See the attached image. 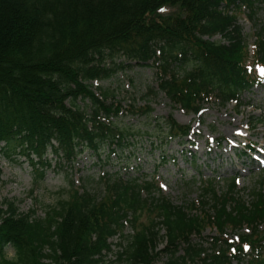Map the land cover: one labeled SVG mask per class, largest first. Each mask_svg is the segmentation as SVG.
I'll list each match as a JSON object with an SVG mask.
<instances>
[{
  "label": "trees",
  "instance_id": "trees-1",
  "mask_svg": "<svg viewBox=\"0 0 264 264\" xmlns=\"http://www.w3.org/2000/svg\"><path fill=\"white\" fill-rule=\"evenodd\" d=\"M258 4L264 0H0V152L43 166L47 152L67 163L85 149L134 155L142 135L118 125L121 99L93 84L131 62L157 63L158 89L183 110L197 114L212 97L240 106L244 92L264 83L254 68L264 67V26L249 54L237 17L247 9L253 19ZM125 108L137 114L135 103ZM158 124L168 133L155 149L190 130L171 116ZM263 182L246 190L232 176L222 191L208 182L197 201L173 204L153 193L151 180L106 173L102 194L70 189L42 216L3 199L0 264H105L113 251L125 264H264ZM207 228L215 234L204 240Z\"/></svg>",
  "mask_w": 264,
  "mask_h": 264
},
{
  "label": "rangeland",
  "instance_id": "rangeland-1",
  "mask_svg": "<svg viewBox=\"0 0 264 264\" xmlns=\"http://www.w3.org/2000/svg\"><path fill=\"white\" fill-rule=\"evenodd\" d=\"M172 10V7H165L161 11L169 13ZM243 10L238 13V23L251 54L254 31L264 26V4H258L253 19L248 18L247 9ZM219 38V35L213 37ZM250 60L249 57L248 64ZM115 61L129 62L121 56L116 57ZM149 63L140 65L131 62V65L118 70L110 78L93 81L94 86L98 84L107 88L115 99H121L123 109L117 117L118 125L132 127L142 135L134 145V155L128 156L127 150L114 155L108 153L107 148L97 155L85 149L77 154L75 160L67 163L59 155L47 152L45 161L48 164L43 166L34 157L33 161L21 154L7 158L0 152V201L12 200L19 211L26 212L33 208L37 215L42 216L48 205L66 198L70 189L85 186L90 191L96 190L102 194L98 181L106 173L151 180L160 190L153 193L164 195L173 204L197 201L203 185L208 182L222 191L227 179L232 176L237 177L238 187L252 189L264 176V167L247 157L242 147L252 141L255 149L260 152L264 150V83L244 92L240 106L233 101L221 103L212 97L196 114L174 105L158 89L157 63ZM130 102L137 106V114L124 109ZM144 105L149 106L146 114L142 113ZM170 116L177 123L189 125V134L164 138L165 142L159 140L155 149L153 144L157 136L160 139L168 133L165 125L163 128L159 126L158 120ZM216 142L220 147L216 146ZM254 154L264 163V154L259 155L257 151ZM38 171L43 173L41 177ZM148 219L145 212L139 221L146 223ZM125 232H131L129 226ZM214 234V230L207 228L202 238L205 240ZM117 241L118 238L113 237V243ZM163 244L159 247L162 248ZM116 248V245L113 246L114 250ZM5 252L8 257L14 254L11 247H7ZM105 264L125 263L117 261L113 251Z\"/></svg>",
  "mask_w": 264,
  "mask_h": 264
}]
</instances>
